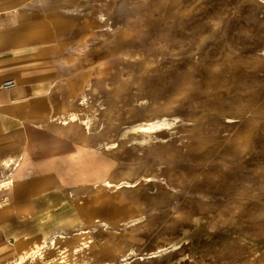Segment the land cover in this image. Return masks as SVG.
<instances>
[{
  "label": "rangeland",
  "instance_id": "1",
  "mask_svg": "<svg viewBox=\"0 0 264 264\" xmlns=\"http://www.w3.org/2000/svg\"><path fill=\"white\" fill-rule=\"evenodd\" d=\"M20 4L76 147L0 172L7 217L61 204L46 235L7 220L0 264H264V0H0L7 30Z\"/></svg>",
  "mask_w": 264,
  "mask_h": 264
},
{
  "label": "crops",
  "instance_id": "2",
  "mask_svg": "<svg viewBox=\"0 0 264 264\" xmlns=\"http://www.w3.org/2000/svg\"><path fill=\"white\" fill-rule=\"evenodd\" d=\"M33 4L41 8L40 10H44L41 4L36 2ZM3 6H0V10L13 8ZM20 6L21 4L14 8L18 10L22 22L20 26L12 30H7L8 13L0 12V172H4L11 165L15 166L13 168L20 166L14 155L18 150L25 157L24 163H36L69 155L74 150L72 144L76 147V144L71 143L67 136L43 125L42 122L50 123L63 119L65 112H60L55 106L56 99L53 93L55 85L66 86V75L70 70L66 75L62 74L58 81L55 80L49 84L37 85L33 80L31 71L35 57L28 50L32 49L35 41L38 40V24L35 22L38 12L34 8L22 9ZM12 42H16L15 47L12 46ZM55 62L61 66L65 65L64 60ZM8 79H14L16 87L3 88V82ZM67 126L66 132L74 135L68 123ZM4 187L5 183L0 182V188ZM22 188L26 189V186ZM75 188H79V185ZM28 194L30 197L20 199L12 208V215L8 217L4 203L0 200V245L5 242L7 229L11 231L7 226V220L29 223L31 219L37 217L36 222L21 227V230H25L24 236H28L36 228L44 235L48 233L46 222L53 221L52 218L61 204L41 211L40 204L44 205L39 198L41 195L37 193L36 195L32 191ZM12 233L18 235L15 231Z\"/></svg>",
  "mask_w": 264,
  "mask_h": 264
},
{
  "label": "bare ground",
  "instance_id": "3",
  "mask_svg": "<svg viewBox=\"0 0 264 264\" xmlns=\"http://www.w3.org/2000/svg\"><path fill=\"white\" fill-rule=\"evenodd\" d=\"M31 1V0H30ZM41 2V1H40ZM32 3H35V1H32ZM31 12V11H30ZM159 125V124H158ZM157 126V123H152L151 125H149V126H142L141 128H142V131H150V130H152V129H154L155 127ZM141 131V130H140ZM27 165H29V162H25V163H23V166L24 167H28ZM120 208V207H119ZM44 244H47V241H42ZM55 242V239L54 238H51L50 239V243H54ZM43 244V245H44ZM40 248H42V247H44V246H39ZM159 251H160V249H159ZM159 251H156L155 253H158ZM37 251H33L32 253H30V254H28V253H26V255H22V256H20V258H18L17 260H16V262L15 263H13V264H23L25 261H26V259L30 256V255H32V256H34L35 255V253H36ZM154 254V253H153ZM157 255V254H156ZM158 255H159V253H158ZM152 256V255H151ZM155 256V255H154Z\"/></svg>",
  "mask_w": 264,
  "mask_h": 264
},
{
  "label": "built area",
  "instance_id": "4",
  "mask_svg": "<svg viewBox=\"0 0 264 264\" xmlns=\"http://www.w3.org/2000/svg\"><path fill=\"white\" fill-rule=\"evenodd\" d=\"M16 81L14 79H8L5 82H3L2 87L5 89H11L16 87Z\"/></svg>",
  "mask_w": 264,
  "mask_h": 264
}]
</instances>
